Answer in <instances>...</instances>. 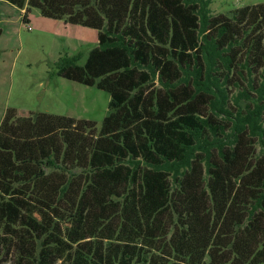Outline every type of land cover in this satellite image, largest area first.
I'll return each mask as SVG.
<instances>
[{
    "label": "trees",
    "instance_id": "trees-1",
    "mask_svg": "<svg viewBox=\"0 0 264 264\" xmlns=\"http://www.w3.org/2000/svg\"><path fill=\"white\" fill-rule=\"evenodd\" d=\"M1 1L96 29L59 74L115 104L6 110L0 264H264V3Z\"/></svg>",
    "mask_w": 264,
    "mask_h": 264
},
{
    "label": "rangeland",
    "instance_id": "rangeland-1",
    "mask_svg": "<svg viewBox=\"0 0 264 264\" xmlns=\"http://www.w3.org/2000/svg\"><path fill=\"white\" fill-rule=\"evenodd\" d=\"M264 0H212L213 14H229L236 7ZM25 23L22 10L0 0V123L6 110L19 115L47 112L96 121L101 128L112 95L96 86L71 81L59 74L66 56H80V64L98 45V31L84 25L50 19L32 9Z\"/></svg>",
    "mask_w": 264,
    "mask_h": 264
},
{
    "label": "crops",
    "instance_id": "crops-1",
    "mask_svg": "<svg viewBox=\"0 0 264 264\" xmlns=\"http://www.w3.org/2000/svg\"><path fill=\"white\" fill-rule=\"evenodd\" d=\"M22 10V9H21ZM22 13H24V9L22 10ZM30 20H31V18H30Z\"/></svg>",
    "mask_w": 264,
    "mask_h": 264
}]
</instances>
